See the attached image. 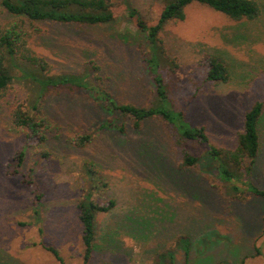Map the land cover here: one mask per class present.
Masks as SVG:
<instances>
[{"label":"rangeland","instance_id":"obj_1","mask_svg":"<svg viewBox=\"0 0 264 264\" xmlns=\"http://www.w3.org/2000/svg\"><path fill=\"white\" fill-rule=\"evenodd\" d=\"M129 1L112 0L116 19L108 24L25 20L32 34L29 46L48 61L49 74L91 72L116 102L182 110L192 125L206 127L212 144L235 148L246 111L257 100L264 102V0H257L262 13L253 20H234L193 2L184 20L170 21L160 33L165 52L158 54V72L168 93L161 101L147 63L152 45L128 7L154 24L164 2ZM14 20L0 11V29ZM207 53L227 60V82L207 79ZM17 74L0 97V264H83L78 202L92 184L87 165L106 183L95 189L98 201H117L112 212L98 213V247L89 264H222L228 259L240 264L245 256V264H264V197L231 199L208 145L187 144L200 162L183 171V147L161 115L136 129L133 119L109 112L89 91L64 85L46 92L35 86L32 92V82ZM40 100L54 123L42 144L29 141L12 123L17 104ZM107 121L111 127L101 128ZM87 132L94 133L92 142L76 146L73 136ZM260 136L251 180L264 190V114ZM20 150L25 153L21 173L10 176ZM27 178L36 183L40 199ZM186 235L192 243L189 258L178 243ZM45 245L56 247L64 262Z\"/></svg>","mask_w":264,"mask_h":264},{"label":"trees","instance_id":"obj_2","mask_svg":"<svg viewBox=\"0 0 264 264\" xmlns=\"http://www.w3.org/2000/svg\"><path fill=\"white\" fill-rule=\"evenodd\" d=\"M129 3V0H124ZM164 2L160 17L154 24H149L141 15L139 10L133 6L128 7L131 17L136 19L139 29L148 35L152 45L147 56L148 68L157 84L159 101L164 100L168 93L164 89L163 78L158 72L160 61L158 54L164 55L165 49L160 39V33L172 20H184L186 18V7L193 2H200L214 10L225 13L234 20L257 19L261 13V6L257 0H162ZM0 11L14 17V21L0 29V97L3 96L15 79L21 77L31 81L34 92L35 86L42 87L46 92L49 87L55 88L66 85L67 87L86 90L96 97L101 106L106 107L109 112L117 111L124 117L133 119V126L140 129L146 119L161 115L176 131L178 144L182 148V161L179 167L185 171L187 168L195 167L200 162V157L192 154L187 144L197 142L208 145V156L216 162L217 169L226 185L227 193L233 200H248V194L264 197V190L259 188L251 180L254 166L261 151L260 124L264 114V102L257 100L249 110L246 111L243 128L237 134V145L235 148H225L214 145L204 125H192L186 118L185 112L174 111L169 108H160L159 105L137 106L132 103H118L113 94L100 82V77H93L83 73H51L48 61L37 55L29 46L32 34L25 29L27 21H54L64 24L99 25L108 24L116 19L112 0H0ZM20 20L22 23H20ZM207 66V79L214 82H227L231 77V70L227 60L219 54L207 53L203 60ZM172 71L177 65L172 63ZM90 71L89 66L86 67ZM29 99V98H28ZM42 100V99H41ZM17 104L12 111V123L14 127L26 133L29 141L44 143L47 140V132L53 127V122L42 112L41 103ZM103 102V103H102ZM103 129L111 127L107 121L100 125ZM125 131V129H122ZM94 133L74 135L73 143L79 147H85L93 140ZM24 151L16 153L12 161L10 176L21 173L24 161ZM86 175L92 182L78 202L79 217L83 225V264H89L97 250V216L101 212H112L117 205L115 199L106 202L98 201L95 189L100 185L106 186L102 177L91 168L85 166ZM168 174V172H167ZM176 174V173H175ZM26 182L32 188L37 199H40V190L33 179L27 178ZM190 186L194 190L193 185ZM135 225H137L135 223ZM181 239V240H180ZM105 240V238H104ZM114 235L109 237V243ZM104 242V241H103ZM179 245L183 248L187 258L191 252V240L189 236L179 238ZM112 244V243H110ZM113 245V244H112ZM45 249L51 252L60 262L64 258L60 251L52 246L45 245ZM259 251V248H258ZM173 257L172 252H168ZM189 263V260L187 261Z\"/></svg>","mask_w":264,"mask_h":264},{"label":"crops","instance_id":"obj_3","mask_svg":"<svg viewBox=\"0 0 264 264\" xmlns=\"http://www.w3.org/2000/svg\"><path fill=\"white\" fill-rule=\"evenodd\" d=\"M246 258H248V257H242L241 259H240V264H245V261H246ZM222 264H235V263H233V262H231V260H229L228 259V261H224V262H222Z\"/></svg>","mask_w":264,"mask_h":264}]
</instances>
